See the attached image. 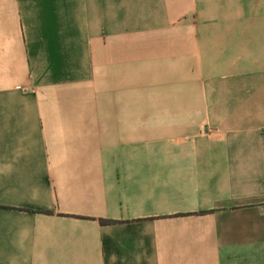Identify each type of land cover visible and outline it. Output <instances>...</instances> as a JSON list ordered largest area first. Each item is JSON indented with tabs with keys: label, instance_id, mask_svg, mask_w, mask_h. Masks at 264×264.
<instances>
[{
	"label": "crops",
	"instance_id": "obj_1",
	"mask_svg": "<svg viewBox=\"0 0 264 264\" xmlns=\"http://www.w3.org/2000/svg\"><path fill=\"white\" fill-rule=\"evenodd\" d=\"M0 264H264V0H0Z\"/></svg>",
	"mask_w": 264,
	"mask_h": 264
},
{
	"label": "trees",
	"instance_id": "obj_2",
	"mask_svg": "<svg viewBox=\"0 0 264 264\" xmlns=\"http://www.w3.org/2000/svg\"><path fill=\"white\" fill-rule=\"evenodd\" d=\"M101 222H102L103 224H108V223H113V222H115V221H113V220L101 219Z\"/></svg>",
	"mask_w": 264,
	"mask_h": 264
}]
</instances>
